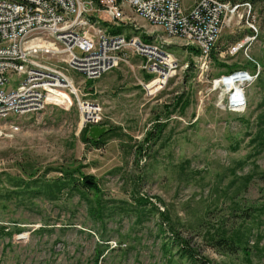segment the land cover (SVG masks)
Segmentation results:
<instances>
[{"label":"rangeland","instance_id":"1","mask_svg":"<svg viewBox=\"0 0 264 264\" xmlns=\"http://www.w3.org/2000/svg\"><path fill=\"white\" fill-rule=\"evenodd\" d=\"M245 2L251 12L240 8L244 19L223 27L204 72L198 53L172 40L181 69L157 96H146L142 59L131 57L97 82L69 72L82 100L99 105L97 122L84 124L74 98L60 93L41 114L16 119L18 131L4 128L0 264H192L182 241L199 261L264 264V3L235 4ZM133 19L142 31L164 35ZM250 24L257 41L232 56L228 49L249 35ZM108 29L139 35L131 25ZM234 66L261 75L237 111L227 106L229 88L216 86ZM20 82L14 77L7 89ZM94 126L111 128L98 146L84 141ZM72 170L95 178L101 206L82 185L56 192ZM32 173L37 181L28 189L22 182ZM222 233L240 239L233 253L215 243Z\"/></svg>","mask_w":264,"mask_h":264},{"label":"built area","instance_id":"2","mask_svg":"<svg viewBox=\"0 0 264 264\" xmlns=\"http://www.w3.org/2000/svg\"><path fill=\"white\" fill-rule=\"evenodd\" d=\"M242 7L252 10L248 2L226 0H193L189 9L184 0H0V137L6 126L18 131L16 119L41 114L49 97L60 93L74 98L84 124L97 122L99 105L82 100L70 71L83 83L97 82L130 65L131 57L141 58L139 68L153 78L139 84L146 96H157L181 69L169 52L172 40H180L186 52L196 50L204 72L223 27L237 17L244 19L239 15ZM134 16L163 28L164 35L142 31L134 25ZM109 25H131L139 35H116ZM249 28V35L228 49L232 56L257 41L255 28ZM259 75V70L243 69L222 78H237L227 89L229 110L245 108L246 89ZM16 76L21 80L18 87L7 89Z\"/></svg>","mask_w":264,"mask_h":264},{"label":"trees","instance_id":"3","mask_svg":"<svg viewBox=\"0 0 264 264\" xmlns=\"http://www.w3.org/2000/svg\"><path fill=\"white\" fill-rule=\"evenodd\" d=\"M94 1L98 2V0H94ZM233 1L234 2H232V3L235 4L236 0H233ZM260 1H263V3H264V0H260ZM213 57H214V52H213ZM236 69H239V67L238 66L229 67L228 68L229 74L231 72H234V70L236 71ZM184 104L185 105H184L183 109L186 106H188V104H186V103H184ZM182 106H183V104H182ZM87 133H88V128H86L85 134H84V141L85 142L92 143V145H95V146H98L101 143L100 140L99 141H96V142H93V141H90L89 139H86ZM153 137H154V135L151 133V134H149L147 136L146 140L148 142H150ZM140 151H142V148L140 149ZM76 175H80V178L82 179V182H80L79 179L76 178ZM30 176H31V178H30L31 182H22L24 185L27 186L28 189L31 188L30 185L32 183H34L33 181H37V180H33L36 177L35 176V173H32ZM63 176L65 177L66 180H65V182H62V183L57 184L56 189H55L57 193L60 192L63 189H66V187L68 189H70V191L71 190H74V189L80 190L78 188V186L79 185H82L84 188H87V189H89L91 191H95V195L97 197L96 203L99 204V206H101V202L98 199L99 198V193H100L101 190L99 189L98 184H97V181L95 180L94 177H91V176H83L82 174H80V172L78 170L65 171ZM17 183H21V181L20 182H17ZM48 188L51 189V191H52L51 192V195H54L56 197V195L54 194V192L52 190V187L51 186H48ZM94 209H91V210L93 211ZM2 232L4 233L5 230H3ZM221 237L222 238L218 242H215V243H218L219 245H222V247H225L227 249V252L233 253L236 249H238V247H240V239L239 238H233V237L228 238V236H227L226 233H222V236ZM185 243L187 244L186 241L184 243H183V241L180 242V245L182 247L181 248V251H182V256L183 257H186V258L190 259L192 261V264H210V262L207 261V260H205V259H201V261H199L196 258V254H194L193 251H191L188 247H186Z\"/></svg>","mask_w":264,"mask_h":264},{"label":"water","instance_id":"4","mask_svg":"<svg viewBox=\"0 0 264 264\" xmlns=\"http://www.w3.org/2000/svg\"><path fill=\"white\" fill-rule=\"evenodd\" d=\"M111 128L109 127H100V126H94L89 130L88 138L93 141H99L102 137H104L106 134L110 133Z\"/></svg>","mask_w":264,"mask_h":264},{"label":"bare ground","instance_id":"5","mask_svg":"<svg viewBox=\"0 0 264 264\" xmlns=\"http://www.w3.org/2000/svg\"><path fill=\"white\" fill-rule=\"evenodd\" d=\"M237 78H228V79H221L216 82V86H219L222 88H230L233 86V84L236 85V80Z\"/></svg>","mask_w":264,"mask_h":264},{"label":"crops","instance_id":"6","mask_svg":"<svg viewBox=\"0 0 264 264\" xmlns=\"http://www.w3.org/2000/svg\"><path fill=\"white\" fill-rule=\"evenodd\" d=\"M192 5H193V0H190V3H189L188 5H186L185 8H186V9H189V8L192 7ZM192 50H195V49H192ZM185 51H186V50H185ZM189 51H191V49H190ZM195 51H196V50H195ZM135 60H136V61H139L138 58H135ZM139 62H140V64L142 63V61H139ZM143 75H144V77H143L142 81H147L148 75L145 74L144 72H143Z\"/></svg>","mask_w":264,"mask_h":264}]
</instances>
